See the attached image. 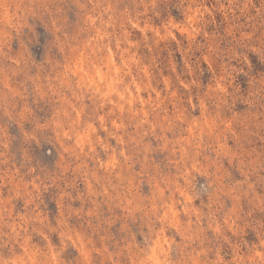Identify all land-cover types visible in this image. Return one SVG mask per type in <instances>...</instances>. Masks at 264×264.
<instances>
[{
	"label": "clouds",
	"instance_id": "clouds-1",
	"mask_svg": "<svg viewBox=\"0 0 264 264\" xmlns=\"http://www.w3.org/2000/svg\"><path fill=\"white\" fill-rule=\"evenodd\" d=\"M0 264H264V0H0Z\"/></svg>",
	"mask_w": 264,
	"mask_h": 264
}]
</instances>
